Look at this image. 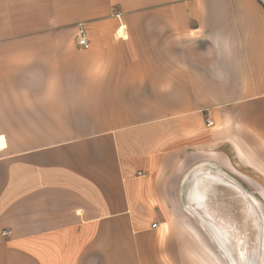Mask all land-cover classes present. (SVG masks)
Listing matches in <instances>:
<instances>
[{
  "label": "crops",
  "instance_id": "0c3cea01",
  "mask_svg": "<svg viewBox=\"0 0 264 264\" xmlns=\"http://www.w3.org/2000/svg\"><path fill=\"white\" fill-rule=\"evenodd\" d=\"M40 9L0 0V264H264V0Z\"/></svg>",
  "mask_w": 264,
  "mask_h": 264
},
{
  "label": "built area",
  "instance_id": "2783aa9c",
  "mask_svg": "<svg viewBox=\"0 0 264 264\" xmlns=\"http://www.w3.org/2000/svg\"><path fill=\"white\" fill-rule=\"evenodd\" d=\"M78 45L83 48V49H87L89 48L90 44H89V41H88V38L84 32L83 29H81L79 35H78ZM208 123L211 125L213 124V122L211 121H208ZM154 227L156 226V224L153 225Z\"/></svg>",
  "mask_w": 264,
  "mask_h": 264
},
{
  "label": "rangeland",
  "instance_id": "374dc122",
  "mask_svg": "<svg viewBox=\"0 0 264 264\" xmlns=\"http://www.w3.org/2000/svg\"><path fill=\"white\" fill-rule=\"evenodd\" d=\"M41 7V0H35V16H38V18H35V24L41 25L42 21L40 22V17L42 16V9Z\"/></svg>",
  "mask_w": 264,
  "mask_h": 264
}]
</instances>
